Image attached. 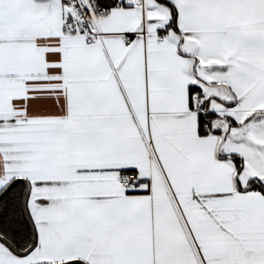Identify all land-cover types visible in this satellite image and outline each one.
Returning a JSON list of instances; mask_svg holds the SVG:
<instances>
[{
	"label": "snow or ice",
	"instance_id": "1",
	"mask_svg": "<svg viewBox=\"0 0 264 264\" xmlns=\"http://www.w3.org/2000/svg\"><path fill=\"white\" fill-rule=\"evenodd\" d=\"M0 264H264V0H0Z\"/></svg>",
	"mask_w": 264,
	"mask_h": 264
}]
</instances>
